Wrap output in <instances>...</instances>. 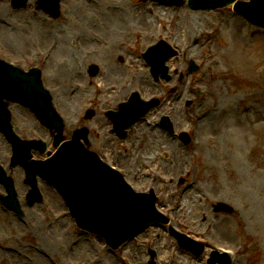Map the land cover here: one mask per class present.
<instances>
[{"label": "rangeland", "instance_id": "rangeland-1", "mask_svg": "<svg viewBox=\"0 0 264 264\" xmlns=\"http://www.w3.org/2000/svg\"><path fill=\"white\" fill-rule=\"evenodd\" d=\"M40 1L28 0V7L17 12L12 0L0 1V57L26 73L41 70L43 86L65 121L68 141L76 129L97 132L99 138L90 136L91 149L108 165L128 173L127 180L139 194L153 191L158 213L172 222L148 230L121 253L112 254L103 240L76 227L60 196L41 180L44 205L27 207L31 188L24 185L21 168L10 169L12 149L0 135V165L14 178L25 215L19 219L0 204V264H149L150 250L157 253V264H207L215 249L235 253V264H264V31L250 27L232 9L192 11L188 0L181 7L171 5L176 0L163 5L154 0H62L59 19L38 12ZM108 5L116 12L109 13ZM163 9L168 11L156 12ZM91 18L101 20L98 30L78 27ZM147 18L155 29L135 26ZM88 33L118 41L116 49L107 47L105 56L90 58L95 47L88 44L95 39ZM160 41L178 54L167 64L170 82H155L143 61L146 51ZM54 44L57 51L46 59ZM191 61L201 68L195 76L188 72ZM92 64L99 67L102 80L111 65L113 76L116 66L127 70L124 80L106 81L105 88L112 92L102 101L98 78L88 75ZM65 69L69 76L62 81L58 72ZM138 72L146 74L145 81ZM74 75L82 80L73 82ZM72 91L75 96L70 98ZM198 91L204 93L202 98H196ZM136 92L147 102L158 99L161 106L147 115L150 126L136 125L120 141L111 134L104 112H119ZM188 102L193 106L187 108ZM88 110L96 114L91 121L85 119ZM10 111L21 139L48 145V152L34 153V159L46 160L56 152L49 132L32 113L18 106H10ZM163 117L174 122L175 132L194 133L193 147H185L160 126L151 128ZM146 152L151 164L146 157L134 166L136 154L143 158ZM173 153L179 161L167 164L163 154ZM195 173L196 182L189 179ZM5 196L0 186V198ZM219 202L234 206L237 215H214L212 207ZM171 228L206 243L207 253L197 257L180 249L169 234Z\"/></svg>", "mask_w": 264, "mask_h": 264}, {"label": "water", "instance_id": "water-1", "mask_svg": "<svg viewBox=\"0 0 264 264\" xmlns=\"http://www.w3.org/2000/svg\"><path fill=\"white\" fill-rule=\"evenodd\" d=\"M52 1L47 10L50 12L54 7V13L59 0ZM200 1L202 2L199 5H196L197 1H193L191 7L221 8L236 2V0ZM27 2L28 0H15V8L26 7ZM235 12L253 25L264 28V0H251L249 4L239 3L235 7ZM149 54L147 60L153 68L154 77L158 78L161 74L166 77L168 70L165 63L173 54L162 44L152 49ZM191 72H198L194 64L191 65ZM2 100L27 107L52 134L57 133L54 146L61 148L52 159L46 162L32 159V151L44 154L46 145L41 142H23L14 134L10 115L6 110L7 105H3ZM132 107L135 110L130 114V123L126 126L117 123L118 132L131 127L144 115V112L140 111L138 100L132 103ZM152 107L154 104L149 105L145 113ZM164 126L171 130L168 123ZM63 130V121L53 109L51 96L43 89L39 71L23 74L5 67V73L0 74V133L12 145V168L20 166L26 172L25 184L32 189L29 194L30 207L41 201L37 187V178L40 177L62 195L79 227L103 237L113 249H117L147 226L163 222L155 212L156 201L153 196H139L130 191L121 178L100 165L98 158L83 148L81 140L85 137L84 132H78L73 142L60 146L64 141ZM0 184L8 193V197L2 200L3 206L23 218L14 183L1 167ZM222 209V206L216 208L217 211ZM224 211L231 213L232 210L224 208ZM177 237L182 247H192L183 237ZM201 252V249L196 251L198 254ZM152 257H155L154 253ZM214 262L210 264H215Z\"/></svg>", "mask_w": 264, "mask_h": 264}, {"label": "bare ground", "instance_id": "bare-ground-1", "mask_svg": "<svg viewBox=\"0 0 264 264\" xmlns=\"http://www.w3.org/2000/svg\"><path fill=\"white\" fill-rule=\"evenodd\" d=\"M73 1H75V0H73ZM72 10H75V9H71V11ZM80 11V9L77 7V12H79ZM168 10L167 9H163L162 11H156V12H167ZM88 13H90L91 15H93L92 14V12H91V9L88 11ZM156 20V22H159L158 21V19H155ZM186 19L185 18H183V22L185 23V24H187V22L185 21ZM91 21H93V22H91ZM142 22V21H141ZM92 23H93V25H92ZM100 23H101V20L100 19H94V18H91L90 20H85V24H80V25H78V27L80 28V29H82V30H86L88 27H92V29H94V30H98V26L100 25ZM136 27H138V28H143V29H149V30H152V29H155V24L152 22V20L150 19V18H147V19H145V22L144 23H142L141 25H135ZM101 28H102V31H104V27L103 26H101ZM110 31H111V33L114 31V27L113 26H110ZM88 36L90 37V38H93V39H96V36H97V34L96 33H94V34H92V36H91V33L89 34L88 33ZM117 36H119V35H117ZM116 36V37H117ZM77 37V36H76ZM181 37H185V38H187V36H181ZM115 42H118V41H115ZM92 47H94V46H98L96 43H92V44H90ZM58 49V48H57ZM62 49V48H61ZM55 51H57L56 49L54 50V53H55ZM51 58V57H50ZM132 61V60H131ZM72 66H70V68H71ZM120 68H124V67H120ZM116 70H117V74H116V76H113V72H114V65H111V68H110V72L105 76V78L103 79V80H101V79H99L98 80V82H97V84H98V87L100 88V90H99V93H100V95H101V98H100V101H102V100H105L107 97H111V94H109L108 92H112V90H109V89H106L105 88V86H104V84L106 83V81L107 80H112V81H118V82H120V81H122V80H124V78H125V76H124V74L127 72V70L126 69H119L117 66H116V68H115ZM68 72H70L69 70L67 71L66 69L65 70H63V71H60V72H58V73H61V78H62V81H64L65 79H67L68 78V76H69V74H68ZM138 77L141 79V80H144L145 81V79H146V74L145 73H142V72H138ZM82 80V77H81V75L80 76H77V75H74V79H73V82L75 81V80ZM72 82V83H73ZM71 84V83H70ZM104 87V88H103ZM103 88V89H102ZM107 90H109V91H107ZM113 91L115 92V90L113 89ZM144 91L145 92H147V89L145 90L144 89ZM158 138L160 139V136H158ZM148 153L149 152H146L145 154V156L142 158V156L140 155V154H136V159H135V161H134V166L136 165V164H139L140 165V163L142 162V160H144L146 157H148L149 158V160L150 161H153V159L151 158V156H149L148 155ZM180 158H182L181 157V155H180ZM163 159H165L166 160V163L167 164H169V163H171V162H178L179 161V158L177 157V156H175V154L173 153L172 155L171 154H163ZM144 162H145V160H144ZM146 163H148V162H146Z\"/></svg>", "mask_w": 264, "mask_h": 264}]
</instances>
